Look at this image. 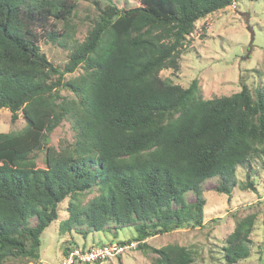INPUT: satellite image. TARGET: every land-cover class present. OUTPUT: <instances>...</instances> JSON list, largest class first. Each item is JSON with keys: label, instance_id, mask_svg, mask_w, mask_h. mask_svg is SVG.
<instances>
[{"label": "trees", "instance_id": "1", "mask_svg": "<svg viewBox=\"0 0 264 264\" xmlns=\"http://www.w3.org/2000/svg\"><path fill=\"white\" fill-rule=\"evenodd\" d=\"M238 1L139 0L130 8L109 2L62 70L39 41L65 45L56 23H69L75 4L0 0V110H9L13 123L20 115L25 121L19 131L0 133V264L39 260L42 235L67 200L61 233L116 237L133 228L132 240L153 254L152 264H198L186 246L155 249L147 241L203 228L201 186L217 179L216 191L231 196L237 170L264 158V85L253 93L243 83L236 94L205 99L197 80L184 88L160 74L179 71L197 22ZM65 120L74 141L57 149L50 137ZM41 151L44 168L36 163ZM83 194H93L86 205ZM255 223L254 214L236 221L222 264L251 257Z\"/></svg>", "mask_w": 264, "mask_h": 264}, {"label": "rangeland", "instance_id": "2", "mask_svg": "<svg viewBox=\"0 0 264 264\" xmlns=\"http://www.w3.org/2000/svg\"><path fill=\"white\" fill-rule=\"evenodd\" d=\"M69 1V0H68ZM75 10L69 21L58 22L55 30L67 34L59 39L60 46L49 39H40L42 52L49 61L60 69L69 61L73 47L86 38L92 20L98 15L100 7L111 2L118 7L130 8L139 5V0H70ZM53 24V22H51ZM37 28V27H36ZM81 70L65 76V82L74 79ZM160 76L175 84L188 88L194 80L198 81L205 99L231 96L241 91L247 84L253 93L264 85V0H240L231 7L221 10L196 23L195 31L188 37L186 48L180 60L178 72L164 70ZM62 96L73 98L72 93L63 89ZM25 127L20 115L17 122L11 120L9 110H0V133L19 131ZM50 145L61 149L74 141L71 123L65 120L52 134ZM45 151L36 153L39 168L45 167ZM264 158H254L248 168H239L236 174L237 186L231 196L216 191L220 182L208 180L201 186L207 198L204 209V227H186L168 234L148 239L147 244L155 249L169 244H179L191 249L198 264H222L226 240L235 229L237 220L250 215L256 216L251 235V257L238 264H264ZM252 182L254 187H247ZM93 198V194H83V205ZM194 202L192 193L186 196ZM69 201L59 206L60 219L52 223L42 235L40 259H11L4 264H62L70 251L77 247L98 246L118 241L132 240L136 235L133 228L119 230L113 234L88 235L84 238L75 231L61 233L60 223L68 217ZM36 221L32 220L31 224ZM137 242V241H135ZM153 254L138 248L128 250L120 257L100 264H152ZM73 264H78L74 262Z\"/></svg>", "mask_w": 264, "mask_h": 264}, {"label": "built area", "instance_id": "3", "mask_svg": "<svg viewBox=\"0 0 264 264\" xmlns=\"http://www.w3.org/2000/svg\"><path fill=\"white\" fill-rule=\"evenodd\" d=\"M140 242L124 241L108 242L99 246L75 248L71 250L62 264H96L97 262L110 261L125 254L128 250L138 248Z\"/></svg>", "mask_w": 264, "mask_h": 264}]
</instances>
